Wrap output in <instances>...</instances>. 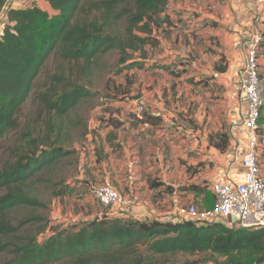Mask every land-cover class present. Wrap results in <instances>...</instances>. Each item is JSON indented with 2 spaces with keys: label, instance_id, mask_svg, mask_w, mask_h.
Listing matches in <instances>:
<instances>
[{
  "label": "trees",
  "instance_id": "trees-1",
  "mask_svg": "<svg viewBox=\"0 0 264 264\" xmlns=\"http://www.w3.org/2000/svg\"><path fill=\"white\" fill-rule=\"evenodd\" d=\"M45 1L47 9L12 7L6 14L0 35V141L20 128L23 105L51 57L73 66L80 64L88 74L100 56L119 52L123 69L132 68L138 63L133 54H146L152 25L159 23L156 15L169 2ZM7 2L0 0V16ZM120 20L126 25L125 35L112 30L113 22ZM68 71L55 74L51 86L38 94L42 113L50 116L46 136L26 132V143L13 150L15 159L8 160L0 171V254L11 256L4 264H147L142 247L162 256L210 253L223 258L224 264L264 261V227L231 229L222 223L200 225L104 214L59 228L57 224L50 229L44 225L35 237L25 227L43 221L41 217L25 216L16 224L12 215L18 208L44 206L30 191L33 180L41 169L71 153L61 146L63 120L82 100L94 96L85 85L71 79ZM130 84L129 80L128 87ZM218 137L216 145L224 149L226 136Z\"/></svg>",
  "mask_w": 264,
  "mask_h": 264
},
{
  "label": "crops",
  "instance_id": "crops-1",
  "mask_svg": "<svg viewBox=\"0 0 264 264\" xmlns=\"http://www.w3.org/2000/svg\"><path fill=\"white\" fill-rule=\"evenodd\" d=\"M20 3L13 7H48L45 0ZM170 5L168 2L166 7ZM182 7L181 15L166 14L159 20L171 22L166 36H177L179 42L176 46L167 38L160 42L166 50L169 75L165 73L166 79L161 80L144 73L139 81H130L129 90L134 91L115 104L121 107L120 114H114L119 121L107 120L108 127L100 132L103 140L97 138L91 160L82 164L92 172L89 176L82 174L85 191L81 197L92 200L94 214L86 221L104 214L124 217L89 194L91 181L108 180L126 196L138 195L141 201L131 218L171 221L184 198L200 207L213 206L214 195L209 187L203 189L205 182L244 170L241 156L249 149V136L239 125L247 109L239 76L245 41L261 32L259 62L264 78V0H183ZM144 59L142 63L148 61ZM137 68L141 66L125 72L135 73ZM152 72L161 71L153 68ZM140 105L146 111L140 112ZM263 118L264 109L259 147L264 172ZM222 135L227 139L224 149L216 145ZM234 163L237 169L232 167Z\"/></svg>",
  "mask_w": 264,
  "mask_h": 264
},
{
  "label": "rangeland",
  "instance_id": "rangeland-1",
  "mask_svg": "<svg viewBox=\"0 0 264 264\" xmlns=\"http://www.w3.org/2000/svg\"><path fill=\"white\" fill-rule=\"evenodd\" d=\"M21 1H8L0 16V35L5 28L6 14L9 7L11 4H19ZM169 3L171 4L170 7H166L161 14L156 15L158 21L166 14L181 15L183 0H169ZM51 13L54 14L55 12L51 10ZM165 24H167L166 27ZM170 24L171 22L159 21L158 23L156 21L152 25L153 29L157 30V33L149 38V42L144 47L146 54L140 52L135 54V56L133 54V57H136L135 59L138 60V63L134 67L141 66V68H137L138 71L135 73L133 71L130 73L131 70L128 73L125 72L127 68L123 69L119 63L121 56L119 52H110L100 56L95 62L92 71L88 74L83 72V66L80 64L73 66L62 63L57 57L49 59L36 80L34 91L23 105V109L19 115L20 128L11 131L0 141V171L8 160L15 159L14 154L16 151L13 150L17 146L20 147L26 143V132L31 131L34 137L37 134L42 137L46 136L47 123L50 120V116L46 112L42 113L38 94L46 91L51 86L55 74H59L63 70H69L71 79L85 85L93 92L94 96L82 100L63 120L64 124L61 135L64 142L61 146L71 153L62 160L41 169L33 180L30 191L44 206H22L18 208L12 215L16 224L25 216L41 217L43 221L34 222L25 227L30 234L39 237L40 234L37 235V231L41 226L46 225V229H50L53 228V225L57 224L56 226L59 228L62 225H68L70 222L87 220L88 217L94 215L91 211L92 200H87L88 198H86V201L82 200L83 191H85L83 189L85 180H83L82 174L84 172L85 176H89L92 173L88 169L91 167H88V165L82 166V164L91 160L94 151L93 146L97 143L99 136L100 141L102 138L100 132L105 127H108L107 120L110 123L113 120L119 121L118 118L114 117V114L119 115L121 107H116L117 105L115 104L134 91L132 89L129 90V80L135 79L137 82L144 73L152 77H158L161 80L166 79L165 73L168 74L169 64L165 57L166 50L162 48L160 42H165V38H167L168 43L174 41V46L179 43L177 36L174 39H168L166 36V32H170L168 29ZM125 28L126 25L123 20L113 22L112 30L118 35H125ZM175 48L176 50H180L179 47ZM198 48L200 46L196 48V54L195 52L193 54L195 57H198ZM195 57L190 58L193 59ZM142 59H148V61L142 63ZM153 68L161 72H152ZM133 70L135 69L133 68ZM53 140H55V135H53L51 142ZM206 188H208V185L205 183L203 189L205 190ZM184 196L187 197V194ZM209 200L212 199L209 198ZM186 202L187 200L184 198L183 203ZM141 249L142 254L146 256L145 262L147 264H224L223 258L210 253H178L162 256L147 252L145 247ZM10 258V255L0 254V264H4Z\"/></svg>",
  "mask_w": 264,
  "mask_h": 264
},
{
  "label": "built area",
  "instance_id": "built-area-1",
  "mask_svg": "<svg viewBox=\"0 0 264 264\" xmlns=\"http://www.w3.org/2000/svg\"><path fill=\"white\" fill-rule=\"evenodd\" d=\"M14 5L11 4L9 8ZM262 42L261 32H255L247 38L239 76V87L247 100V109L239 125L245 127L249 136V149L241 156L243 172L234 171L205 182L214 195L213 206L200 207L189 201L174 211L172 222L191 221L200 225L222 223L231 229L252 230L264 227V172L259 163L260 118L264 107V78L260 73L259 62ZM183 55L187 56V53L184 52ZM139 111H146L145 106L140 105ZM232 167L237 169L235 163ZM88 191L105 207L119 210L124 216L122 218H131L141 201L138 195L126 196L118 191L108 180L89 182ZM47 235L48 233L42 234L41 239H45ZM254 264H264V261Z\"/></svg>",
  "mask_w": 264,
  "mask_h": 264
},
{
  "label": "water",
  "instance_id": "water-1",
  "mask_svg": "<svg viewBox=\"0 0 264 264\" xmlns=\"http://www.w3.org/2000/svg\"><path fill=\"white\" fill-rule=\"evenodd\" d=\"M141 96H137L136 99H139Z\"/></svg>",
  "mask_w": 264,
  "mask_h": 264
}]
</instances>
